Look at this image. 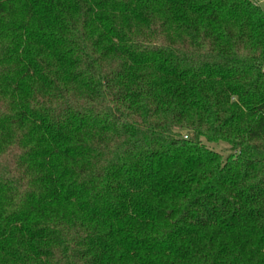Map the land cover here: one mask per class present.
<instances>
[{
    "label": "trees",
    "instance_id": "trees-1",
    "mask_svg": "<svg viewBox=\"0 0 264 264\" xmlns=\"http://www.w3.org/2000/svg\"><path fill=\"white\" fill-rule=\"evenodd\" d=\"M0 264H264L258 2L0 0Z\"/></svg>",
    "mask_w": 264,
    "mask_h": 264
},
{
    "label": "rangeland",
    "instance_id": "rangeland-1",
    "mask_svg": "<svg viewBox=\"0 0 264 264\" xmlns=\"http://www.w3.org/2000/svg\"><path fill=\"white\" fill-rule=\"evenodd\" d=\"M207 145L215 149L217 152L223 154L224 156H226L230 150V145L225 141H221L219 143H207Z\"/></svg>",
    "mask_w": 264,
    "mask_h": 264
},
{
    "label": "crops",
    "instance_id": "crops-1",
    "mask_svg": "<svg viewBox=\"0 0 264 264\" xmlns=\"http://www.w3.org/2000/svg\"><path fill=\"white\" fill-rule=\"evenodd\" d=\"M256 2H258L260 4V6L263 8L264 10V0H255Z\"/></svg>",
    "mask_w": 264,
    "mask_h": 264
}]
</instances>
